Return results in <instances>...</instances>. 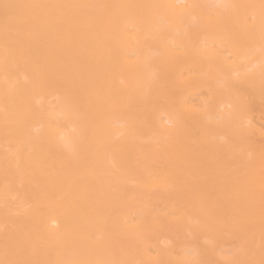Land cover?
<instances>
[{
	"label": "bare ground",
	"instance_id": "6f19581e",
	"mask_svg": "<svg viewBox=\"0 0 264 264\" xmlns=\"http://www.w3.org/2000/svg\"><path fill=\"white\" fill-rule=\"evenodd\" d=\"M0 264H264V0H0Z\"/></svg>",
	"mask_w": 264,
	"mask_h": 264
}]
</instances>
